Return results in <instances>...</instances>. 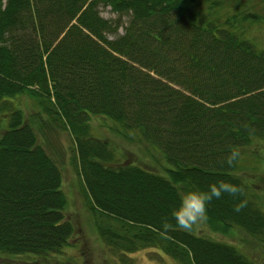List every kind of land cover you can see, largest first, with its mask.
Instances as JSON below:
<instances>
[{"label": "trees", "instance_id": "obj_1", "mask_svg": "<svg viewBox=\"0 0 264 264\" xmlns=\"http://www.w3.org/2000/svg\"><path fill=\"white\" fill-rule=\"evenodd\" d=\"M232 1L204 12L198 0H0V264H67L54 257L76 233L63 173L27 122L25 96L69 133L85 206L112 252L257 264L172 219L184 193L231 183L242 192L213 199L206 222L264 243V211L239 176L244 150L264 139V49L246 37L241 24L253 21L241 5L219 14ZM102 6L119 20L103 18ZM93 116L123 140L139 138L166 161V175L121 162L94 136ZM231 151L239 157L229 167Z\"/></svg>", "mask_w": 264, "mask_h": 264}, {"label": "rangeland", "instance_id": "obj_2", "mask_svg": "<svg viewBox=\"0 0 264 264\" xmlns=\"http://www.w3.org/2000/svg\"><path fill=\"white\" fill-rule=\"evenodd\" d=\"M213 1L224 0H198V8L207 12L209 2ZM237 5H241L243 11L253 21L241 24L245 27L246 37L264 49V0H233L231 7L221 9L219 14L223 18L233 16L236 14ZM100 13L107 20L113 22L119 20L118 14L114 13L109 6H102ZM128 19L127 16L123 18L124 25L119 28L118 34L124 33ZM115 37H117L116 34H111V38ZM21 104L27 122L33 126L39 136V143L63 173V190L69 201L67 217L76 230L71 246L63 251V255L54 257V261L67 264H176L157 248H148L126 256L112 252L101 241L92 214L85 206L82 183L73 166L75 148L69 133L49 124L46 116L42 115L40 108L30 97H23ZM91 126L94 136L108 141L117 149L118 159L121 162L129 159L133 164L166 175L165 168L168 167L166 161L139 138L133 141L121 139L114 132L115 125L101 117L93 116ZM153 155L158 158H154ZM240 165L239 176L248 185L250 195L261 204L259 206L264 211V139L255 140L250 147L244 150ZM194 229L199 235L235 245L257 264H264V243L246 232L235 229L228 235L215 233L206 221L198 224ZM50 264H56V262Z\"/></svg>", "mask_w": 264, "mask_h": 264}, {"label": "clouds", "instance_id": "obj_3", "mask_svg": "<svg viewBox=\"0 0 264 264\" xmlns=\"http://www.w3.org/2000/svg\"><path fill=\"white\" fill-rule=\"evenodd\" d=\"M238 157L239 152L231 151L226 161L228 166H234ZM241 192L240 186L223 181L210 184L206 191H188L180 197L178 205L172 210V219L179 228L191 231L207 220L208 205L213 199H220L224 194L236 197ZM242 206L238 205L235 211L239 212Z\"/></svg>", "mask_w": 264, "mask_h": 264}]
</instances>
